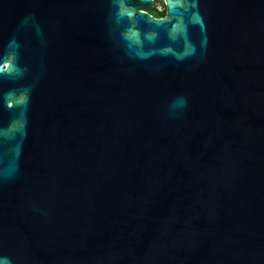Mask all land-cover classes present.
<instances>
[{"label":"water","instance_id":"water-1","mask_svg":"<svg viewBox=\"0 0 264 264\" xmlns=\"http://www.w3.org/2000/svg\"><path fill=\"white\" fill-rule=\"evenodd\" d=\"M0 0V264H264V0Z\"/></svg>","mask_w":264,"mask_h":264},{"label":"flooded vegetation","instance_id":"flooded-vegetation-1","mask_svg":"<svg viewBox=\"0 0 264 264\" xmlns=\"http://www.w3.org/2000/svg\"><path fill=\"white\" fill-rule=\"evenodd\" d=\"M158 1H159L160 6H161V10L156 9V4H157ZM150 9H154L158 14H163V16H164V7H163V4H162V0H152V6H151ZM146 13L149 14L150 16H152L153 18H161V17H163V16H161V17L154 16L153 14H150L148 12H146Z\"/></svg>","mask_w":264,"mask_h":264},{"label":"trees","instance_id":"trees-1","mask_svg":"<svg viewBox=\"0 0 264 264\" xmlns=\"http://www.w3.org/2000/svg\"><path fill=\"white\" fill-rule=\"evenodd\" d=\"M145 11L150 13V14H153L154 16H158V17L163 16V14H158L154 9H148V10H145Z\"/></svg>","mask_w":264,"mask_h":264},{"label":"rangeland","instance_id":"rangeland-1","mask_svg":"<svg viewBox=\"0 0 264 264\" xmlns=\"http://www.w3.org/2000/svg\"><path fill=\"white\" fill-rule=\"evenodd\" d=\"M156 9L161 10V6H160V4H159V1H158L157 4H156Z\"/></svg>","mask_w":264,"mask_h":264}]
</instances>
